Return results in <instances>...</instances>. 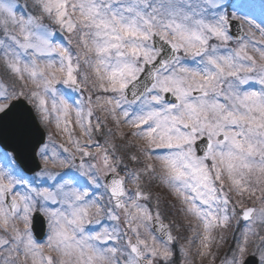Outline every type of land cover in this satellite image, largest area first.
<instances>
[{
  "label": "snow or ice",
  "instance_id": "6c2138e0",
  "mask_svg": "<svg viewBox=\"0 0 264 264\" xmlns=\"http://www.w3.org/2000/svg\"><path fill=\"white\" fill-rule=\"evenodd\" d=\"M177 252L264 264V0H0V264Z\"/></svg>",
  "mask_w": 264,
  "mask_h": 264
},
{
  "label": "rangeland",
  "instance_id": "374dc122",
  "mask_svg": "<svg viewBox=\"0 0 264 264\" xmlns=\"http://www.w3.org/2000/svg\"><path fill=\"white\" fill-rule=\"evenodd\" d=\"M239 2H247V0H239ZM255 2H256V3H259V0H255ZM229 11L231 12L232 10L229 9ZM126 130H127V129H126ZM226 245H227V244H226ZM227 246H228V245H227ZM224 249H225V248H222V249H221V256L223 255ZM216 264H220V259H219V258L216 260Z\"/></svg>",
  "mask_w": 264,
  "mask_h": 264
}]
</instances>
